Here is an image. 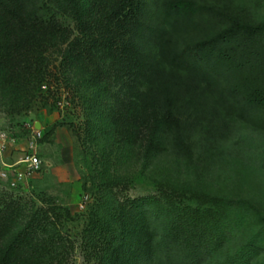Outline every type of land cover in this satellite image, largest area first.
<instances>
[{
    "label": "trees",
    "instance_id": "obj_1",
    "mask_svg": "<svg viewBox=\"0 0 264 264\" xmlns=\"http://www.w3.org/2000/svg\"><path fill=\"white\" fill-rule=\"evenodd\" d=\"M234 2L0 0V103L51 110L63 83L87 112L96 168L83 191L95 201L79 237L89 261L251 263L252 243L226 245L255 209L205 179L239 125L264 135V20ZM131 157L167 159L183 180L121 202L116 167ZM45 203L0 195V264H69L66 227L79 217Z\"/></svg>",
    "mask_w": 264,
    "mask_h": 264
},
{
    "label": "rangeland",
    "instance_id": "obj_2",
    "mask_svg": "<svg viewBox=\"0 0 264 264\" xmlns=\"http://www.w3.org/2000/svg\"><path fill=\"white\" fill-rule=\"evenodd\" d=\"M234 4L253 18L264 20V0H235ZM53 87L58 91L51 110L34 108L19 113L0 103V195L44 208L48 207L46 200L52 199L55 205L69 209L79 217L65 231L76 241L69 264H96L86 258L79 237L88 208L95 201L91 192L83 191V184L89 182L96 168V150L84 143L87 112L81 100L71 101L72 95L63 83ZM239 129L236 143L224 151V161H218L219 157L207 160L210 170L205 179L215 193L246 200L255 209L241 211L239 228L226 246L252 243L250 264H264V135L244 125H239ZM37 131H41V137ZM3 142L5 146L1 148ZM33 154L42 162L41 171L12 187L14 169L24 171L25 166L11 167ZM116 172L126 180L119 192L121 202L158 196L161 187L171 184V180H183L176 165L164 158L146 163L131 157L117 164ZM5 173L7 177L3 176ZM84 196L89 199L81 208Z\"/></svg>",
    "mask_w": 264,
    "mask_h": 264
},
{
    "label": "built area",
    "instance_id": "obj_3",
    "mask_svg": "<svg viewBox=\"0 0 264 264\" xmlns=\"http://www.w3.org/2000/svg\"><path fill=\"white\" fill-rule=\"evenodd\" d=\"M37 136L41 137V131H37ZM5 137L2 139L4 140ZM5 141V140H4ZM5 146V142L1 145V148ZM22 164L25 166V170L21 171L18 169H14V178L13 180L11 179L10 184L12 187H16L19 183L24 182L27 178L33 176L34 174L38 173L41 171L42 168V162L38 159V157L33 154L30 155L26 160L21 161L15 165H13L11 168H15L17 165ZM4 177H7L6 173L3 174ZM9 180V179H8ZM89 197L84 196L82 200V204L80 205L81 208H84V204L88 201Z\"/></svg>",
    "mask_w": 264,
    "mask_h": 264
}]
</instances>
